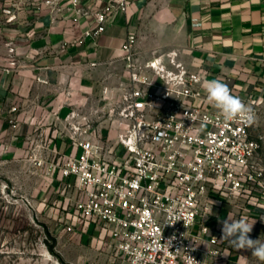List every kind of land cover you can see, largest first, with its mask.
<instances>
[{"label":"built area","instance_id":"built-area-1","mask_svg":"<svg viewBox=\"0 0 264 264\" xmlns=\"http://www.w3.org/2000/svg\"><path fill=\"white\" fill-rule=\"evenodd\" d=\"M0 1L6 21L18 19L19 10L35 19L46 14L51 22L65 20L63 47L96 38L112 15L131 5V0ZM7 44L14 64L15 48ZM120 52L122 73L102 114L105 126L73 121L65 135L78 152L33 154L32 161L55 182L61 224L99 229L102 246L114 253L113 264H230L228 245L220 241L222 226L209 220L215 201L231 196L264 214V163L254 120L225 121L202 91L203 73L191 71L179 49L142 57L137 33L128 31ZM261 99L241 98L254 119ZM16 111L10 108L12 125Z\"/></svg>","mask_w":264,"mask_h":264},{"label":"crops","instance_id":"crops-1","mask_svg":"<svg viewBox=\"0 0 264 264\" xmlns=\"http://www.w3.org/2000/svg\"><path fill=\"white\" fill-rule=\"evenodd\" d=\"M145 3L131 0L127 11L112 15L96 38L63 47L61 41L68 36L65 20L51 22L46 14L35 19L28 10H19L18 19L6 21L0 1V169L22 178L23 169L31 165L37 152L46 157L54 149L61 153L79 151L65 134L47 129L68 112L70 79L89 85L101 78L102 72L111 70L108 77L114 73L118 82L122 73L120 47L128 31L137 33ZM167 6L183 33L181 58L191 71L203 73L205 94L206 82L219 79L235 96L261 95L264 100V0H167ZM8 42L15 48L14 64L10 63ZM116 68L119 70L113 71ZM14 105L17 121L12 125L9 117ZM39 128L45 135L50 132L44 141L39 140ZM34 144H39L38 151ZM54 186L47 178L40 195L44 205L49 200L61 218V197ZM215 204L211 226H222L220 221L229 216L245 219L254 223L250 237L264 241V214L235 196L222 197ZM86 228L94 231L93 241L102 246L101 231L92 225ZM84 231L81 239L88 237ZM226 244L230 264H264L251 251H237Z\"/></svg>","mask_w":264,"mask_h":264},{"label":"rangeland","instance_id":"rangeland-1","mask_svg":"<svg viewBox=\"0 0 264 264\" xmlns=\"http://www.w3.org/2000/svg\"><path fill=\"white\" fill-rule=\"evenodd\" d=\"M168 10L167 0H146L137 30L138 51L142 57L180 49L183 33ZM110 71L102 72V77L93 79L89 85L70 79L68 112L47 130L57 129L56 134L63 136L73 121L98 122L105 126L106 117L102 114L109 107L111 87L118 86L114 73L108 77ZM71 113L73 116L66 119ZM252 129L261 143L260 158L264 163V101L259 105ZM41 131L39 128V140L44 141L50 132L45 135ZM33 149H40L39 144H34ZM31 162L23 169L22 178L9 169H0V264H113L114 253L93 241L94 231L68 229L61 224L53 204L47 200L44 205L40 192L48 176L35 161ZM83 230L87 239H81Z\"/></svg>","mask_w":264,"mask_h":264},{"label":"clouds","instance_id":"clouds-1","mask_svg":"<svg viewBox=\"0 0 264 264\" xmlns=\"http://www.w3.org/2000/svg\"><path fill=\"white\" fill-rule=\"evenodd\" d=\"M205 92L208 102L220 110L225 121L240 119L249 124L253 122L252 109L240 97L234 96L221 80L207 81ZM220 223L222 225L221 242L226 241L231 248L237 251H251L252 256L264 262V241L254 240L249 235L254 223H249L245 219H233L231 216L223 219Z\"/></svg>","mask_w":264,"mask_h":264},{"label":"trees","instance_id":"trees-1","mask_svg":"<svg viewBox=\"0 0 264 264\" xmlns=\"http://www.w3.org/2000/svg\"><path fill=\"white\" fill-rule=\"evenodd\" d=\"M46 233L48 234V235H50V233H49V231L46 229Z\"/></svg>","mask_w":264,"mask_h":264}]
</instances>
